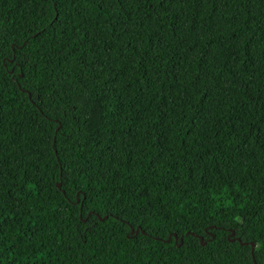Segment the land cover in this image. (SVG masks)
I'll list each match as a JSON object with an SVG mask.
<instances>
[{"label":"trees","instance_id":"obj_1","mask_svg":"<svg viewBox=\"0 0 264 264\" xmlns=\"http://www.w3.org/2000/svg\"><path fill=\"white\" fill-rule=\"evenodd\" d=\"M0 264H264V0H0Z\"/></svg>","mask_w":264,"mask_h":264},{"label":"water","instance_id":"obj_2","mask_svg":"<svg viewBox=\"0 0 264 264\" xmlns=\"http://www.w3.org/2000/svg\"><path fill=\"white\" fill-rule=\"evenodd\" d=\"M232 234H233V233L231 232L230 235H232ZM175 239H176V238H175V236H174V240H175ZM201 240H202V238L200 237V238H199V242H201ZM180 243H181V242H180Z\"/></svg>","mask_w":264,"mask_h":264}]
</instances>
